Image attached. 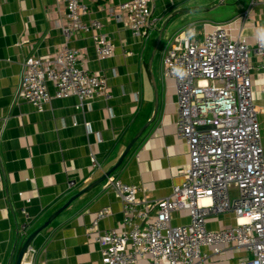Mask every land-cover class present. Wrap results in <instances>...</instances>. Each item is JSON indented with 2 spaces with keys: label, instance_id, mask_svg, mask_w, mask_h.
I'll use <instances>...</instances> for the list:
<instances>
[{
  "label": "crops",
  "instance_id": "0c3cea01",
  "mask_svg": "<svg viewBox=\"0 0 264 264\" xmlns=\"http://www.w3.org/2000/svg\"><path fill=\"white\" fill-rule=\"evenodd\" d=\"M82 1L89 8L84 20L102 24L92 34L67 32L66 6L58 0H0V264H15L26 237L116 165L147 123L110 176L141 188L138 197L150 203L171 195L183 182L189 147L177 132L176 83L164 75L162 61L167 46H184V31L191 24L199 37L227 26L233 37L241 35L250 45V77L264 151V57L254 51L257 29L264 26V0H152L157 29L142 37L132 34L119 10L129 0ZM169 20L177 29L155 52ZM97 32L112 40L111 57H98L93 39ZM64 45L81 51L79 66L107 79L108 96L80 105L75 96L54 98L49 83L51 100L41 110L26 101L15 102L23 60L53 55ZM92 156L100 168L93 166ZM103 208L111 214L99 222V230L118 226L122 204L104 183L73 200L34 239L23 264H103L100 245L88 235ZM189 222L186 211L173 214V225ZM234 224L233 213H226L209 217L207 227L219 230ZM202 252L208 256L198 264H240L253 257L235 243L224 245L218 254L207 246Z\"/></svg>",
  "mask_w": 264,
  "mask_h": 264
},
{
  "label": "built area",
  "instance_id": "2783aa9c",
  "mask_svg": "<svg viewBox=\"0 0 264 264\" xmlns=\"http://www.w3.org/2000/svg\"><path fill=\"white\" fill-rule=\"evenodd\" d=\"M58 1L66 6L67 32L92 34L102 27L99 21L84 20L89 8L82 0ZM151 2L129 0L119 6L135 37L157 29ZM184 35V46H167L162 61L164 75L176 83L177 132L189 147L183 182L171 195L150 203L138 197V186L106 178L104 187L119 197L123 219L116 227L99 230V222L111 214L103 208L88 228L101 247L103 264H138L144 259L150 264H198L208 256L203 246L218 254L228 243L253 254L240 264H264V151L250 77L251 47L223 25L199 37L197 26L191 24ZM93 39L100 59L114 54L106 34L97 32ZM254 51L264 57L259 39ZM80 58L81 51L69 45L47 57H26L14 101L41 110L51 100L49 83L55 88L54 98L75 96L80 105L108 96L107 79L79 66ZM91 162L101 167L96 156ZM179 211L189 214L188 224H172ZM226 213H233L234 225L207 227L209 217Z\"/></svg>",
  "mask_w": 264,
  "mask_h": 264
},
{
  "label": "water",
  "instance_id": "95a60500",
  "mask_svg": "<svg viewBox=\"0 0 264 264\" xmlns=\"http://www.w3.org/2000/svg\"><path fill=\"white\" fill-rule=\"evenodd\" d=\"M175 25L172 23V20L167 21V23L163 26L162 30L159 33V39H158V43L155 49V52L157 51V49L159 48V45L161 43V40L168 35L169 30H171L172 27H174ZM155 54V53H154ZM154 81V87H155V93H156V112L158 110V105H159V96H158V90H157V85H156V81L155 79H153ZM155 116L153 117L154 120ZM152 120V121H153ZM149 125V123H147L140 131L139 133L132 139V141L129 143L128 147L126 148L125 152L123 153V155L120 157V159L118 160V162L116 163V165H114L108 172H106L102 177H100L98 180H96L94 183H92L91 185H89L87 188L83 189L80 193L74 195L65 205H63L59 210H57L55 213H53L48 220L42 225L40 226L36 231H34L33 233H31V235H29L28 237H26V239L24 240V243L20 249L18 258L15 262V264H23L24 262V258L25 255L28 251V248L32 246V243L34 241V239L43 231L45 230L51 223L52 221L59 215L61 214L71 203L73 200H75L77 197H79L81 194H83L84 192H88L91 188L98 186L100 184H102L106 178L110 175H112L123 163V161L125 160L127 154L129 153L131 147L134 145V143L139 139V137L143 134V132L145 131V129L147 128V126Z\"/></svg>",
  "mask_w": 264,
  "mask_h": 264
},
{
  "label": "clouds",
  "instance_id": "9594fccd",
  "mask_svg": "<svg viewBox=\"0 0 264 264\" xmlns=\"http://www.w3.org/2000/svg\"><path fill=\"white\" fill-rule=\"evenodd\" d=\"M189 34L195 35L194 30H189ZM257 38L262 44H264V26L257 29Z\"/></svg>",
  "mask_w": 264,
  "mask_h": 264
},
{
  "label": "rangeland",
  "instance_id": "374dc122",
  "mask_svg": "<svg viewBox=\"0 0 264 264\" xmlns=\"http://www.w3.org/2000/svg\"><path fill=\"white\" fill-rule=\"evenodd\" d=\"M176 29H177V28H176L175 26L172 27L171 30H169L168 36L173 35V33L176 31Z\"/></svg>",
  "mask_w": 264,
  "mask_h": 264
}]
</instances>
